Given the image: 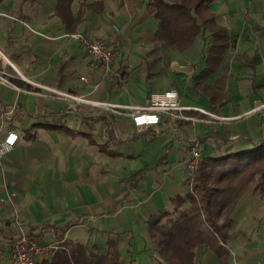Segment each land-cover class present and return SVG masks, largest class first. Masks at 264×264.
Wrapping results in <instances>:
<instances>
[{
    "label": "crops",
    "instance_id": "obj_1",
    "mask_svg": "<svg viewBox=\"0 0 264 264\" xmlns=\"http://www.w3.org/2000/svg\"><path fill=\"white\" fill-rule=\"evenodd\" d=\"M145 2L72 0L65 24L57 0H0V12L9 14H0V49L16 70L7 69L16 75L13 85L0 82V135L17 133L0 158V264H10L15 213L41 244L82 243L103 252L114 240L134 253L150 240L148 218L173 212L174 198L188 195L184 161L193 137L200 159L249 151L264 139V107L257 108L264 104V0L210 1L216 23L235 42L209 72L201 36L183 52L156 43L157 20ZM113 25L112 71L91 70L84 45L68 34L95 38ZM169 86L182 105L233 119L162 115L156 125L134 126L129 113ZM97 101L132 108L115 114ZM233 205L222 243L229 259L221 263L204 245L195 264H264V193L246 192Z\"/></svg>",
    "mask_w": 264,
    "mask_h": 264
},
{
    "label": "trees",
    "instance_id": "obj_2",
    "mask_svg": "<svg viewBox=\"0 0 264 264\" xmlns=\"http://www.w3.org/2000/svg\"><path fill=\"white\" fill-rule=\"evenodd\" d=\"M71 1L57 0L56 10L65 24V12L70 10ZM210 1L145 2L148 12L157 20L154 40L161 47L183 52L201 36L206 47L204 72L215 70L228 45L235 42V37L216 23V17L209 9ZM86 6L89 7H83ZM194 78L196 82L197 76ZM245 152L201 158L193 177V192L189 191L185 198L175 197L173 212L163 211L148 218L147 233L156 246V253L150 254L153 257L150 264H195V254L204 245L217 255L221 263L226 260L228 249L219 239L223 241L227 237L233 204L246 192L264 193V139ZM230 158L233 163L228 162ZM221 214H225L224 221L217 222ZM117 243L108 241L106 250L100 252L82 243L64 242L42 264H122Z\"/></svg>",
    "mask_w": 264,
    "mask_h": 264
},
{
    "label": "built area",
    "instance_id": "obj_3",
    "mask_svg": "<svg viewBox=\"0 0 264 264\" xmlns=\"http://www.w3.org/2000/svg\"><path fill=\"white\" fill-rule=\"evenodd\" d=\"M1 15L9 16V14L1 13ZM28 26V25H27ZM118 28L113 25L112 30L105 35L97 36L95 38H89L82 35L81 33H70L69 37L77 39L82 42L86 51V61L87 65L91 70H100L103 73H111L113 63L118 55L116 37ZM15 68L13 64L8 61L5 53L0 49V82L7 85H13L10 81V77H14V73L8 72V68ZM17 74V73H16ZM22 79L20 74H17ZM28 80L27 78H25ZM85 79L84 76L81 80ZM29 81V80H28ZM59 97L70 98L78 101H88V99L70 94L60 92L58 90H50ZM94 105H98L105 108L115 114H123V110L127 108H132L129 105H122L117 103H110L106 101L92 102ZM264 107V104L257 106V108ZM256 108V109H257ZM186 110H194L202 115V117H191L184 115ZM130 120L136 127L156 125L159 123L160 117L162 115L167 117H173L181 120H191V121H207L204 116H209L212 119H216L218 122H227L233 117H224L216 113H212L203 107L182 105L180 103L179 92L175 87L169 86V88L162 91H155L149 95L148 102L141 106L134 112L129 113ZM17 133L14 130L7 131L4 135H0V158L4 156L5 153L9 152L13 145L16 143ZM201 143L198 138L193 137L189 142V154L184 161L185 169L187 172V179L189 184V191L193 192L192 183L194 180V175L199 166V161L201 157ZM14 194V193H13ZM13 194H9L8 197H13ZM13 228L15 230V236L12 240V248L10 252V264H36L35 258L37 256H43L44 260H49L55 251L62 247L58 243H44L41 244L28 232L27 224L18 213H15L12 219Z\"/></svg>",
    "mask_w": 264,
    "mask_h": 264
},
{
    "label": "rangeland",
    "instance_id": "obj_4",
    "mask_svg": "<svg viewBox=\"0 0 264 264\" xmlns=\"http://www.w3.org/2000/svg\"><path fill=\"white\" fill-rule=\"evenodd\" d=\"M264 122V120H263ZM243 154H245L246 152H242ZM228 162L233 163V160L230 158V160ZM225 167V166H223ZM224 215L225 214H221L218 216L217 218V222H223L224 220ZM227 217V216H226ZM220 243L225 242V240L222 241V239H219ZM142 247V246H141ZM139 248L138 251L136 252H131L130 250H128L126 248V245H121L117 243V247L116 249H118L120 251V253H122V264H150L151 259H153V257L150 256V254H155V249L156 246L154 245L153 241L150 239L148 240L143 248ZM225 247V246H224ZM143 249V250H142ZM229 259V253L227 255L226 260ZM36 264H42V263H36Z\"/></svg>",
    "mask_w": 264,
    "mask_h": 264
}]
</instances>
